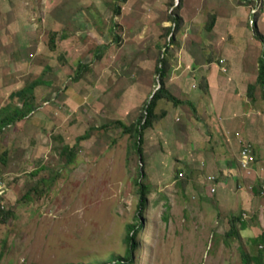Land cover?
Segmentation results:
<instances>
[{"label": "rangeland", "instance_id": "rangeland-1", "mask_svg": "<svg viewBox=\"0 0 264 264\" xmlns=\"http://www.w3.org/2000/svg\"><path fill=\"white\" fill-rule=\"evenodd\" d=\"M180 1L176 7L178 0H0V179L6 189L0 200V264L123 260L127 228L140 223L132 264H244L246 250L255 255L262 250L264 264V246L252 245L246 234H226L234 199L223 210L201 197L200 187L187 182L184 165L176 164V135L166 137L177 131L160 117L173 105L167 99L157 102L154 135H147L150 126L140 129L144 107L161 87L162 62L167 67L163 89L173 92L180 81L169 72L186 68L177 67L183 43L201 63L212 59L207 38L199 37L208 34L216 18L207 11V0ZM260 4L245 1L251 8ZM173 14L182 17L180 28ZM252 18L250 13L246 24L251 30ZM32 84L26 103L10 97ZM182 85L187 93L201 87L189 81ZM233 91L242 92V86ZM254 92H260L262 107L256 111L244 100L239 115L250 118L247 110L257 112L253 122H260L262 132L254 140V159L260 170L264 89L257 85ZM184 106L192 112L191 105ZM16 107L33 111L10 122ZM86 133L88 138L80 140ZM243 143L230 146L237 157ZM67 146L75 149L72 161L64 152ZM214 151L222 153L220 147ZM176 167L182 168L180 177ZM262 173L256 182L250 178L249 186L264 201ZM141 185L148 192L139 213ZM224 190L219 197L225 199ZM236 214L264 229V215L257 211ZM232 220L239 229L241 223Z\"/></svg>", "mask_w": 264, "mask_h": 264}, {"label": "crops", "instance_id": "crops-1", "mask_svg": "<svg viewBox=\"0 0 264 264\" xmlns=\"http://www.w3.org/2000/svg\"><path fill=\"white\" fill-rule=\"evenodd\" d=\"M207 4V11H212L211 13L216 18L208 34L206 31L200 33L199 37L201 40L207 38V42L203 41H205V44L211 45V50H208L211 52L210 57L212 59L207 60L206 57L201 63L198 61L195 50L193 51L185 43L181 46V58H179L180 60L177 59V67L186 66V68L176 72L172 70L169 72L172 78L176 79L177 82L180 81V83H175L173 92L168 90V93L179 103L175 104L166 97L162 98L167 99L173 105L174 110L170 111L169 115H161L160 117H165L164 124H171L174 132L177 131V133L166 137V140L176 135L178 155L176 164L181 163L184 165L187 169L186 171H188V177H191L190 179L188 178L187 182L190 180L189 183L192 186L198 185L200 187L201 197L212 199L216 206L223 208V210L229 206L227 204L228 200L233 201L232 199H234L236 209L234 214H232L233 216L239 215L236 212L244 209L257 211L258 215L263 216L264 201L263 199L260 200V196L256 194V187H252L253 185L249 186V180L254 179V182H256V177L263 176L262 171L264 168L261 167L259 170L258 163L254 159V150L257 151L254 140L261 139L262 129L257 125L260 123L259 121L253 122V120L257 119L255 114L257 112L253 109H246L251 117L243 116L246 120L243 125L241 120L243 117L242 115L240 117L239 111H241L240 107H242L244 100L245 104L253 103L256 111H258V107V109L262 107L263 101L261 99L257 101V93L259 95L260 92L254 91L259 85L257 76L260 69L259 60L263 56L264 44L255 37L254 31L248 25L249 29L246 27L250 19L251 7L245 5V2L242 0H207ZM260 6L261 11L257 15V20H255L256 27L264 35V0H261ZM239 34L241 35L239 36ZM241 42V46H234L241 44ZM200 53L202 55L205 52ZM219 58L221 60L218 63ZM233 67L237 68V70H232ZM192 70L195 71L194 76H191ZM183 81L193 82V84L197 83L201 87L194 89L197 93H187L188 89L183 87ZM237 84L242 86V92H229L230 88L235 89ZM248 87H250L249 90ZM147 93L144 92L143 94L146 96ZM184 104L191 105L193 113H187L185 108L188 107L184 106ZM156 106L153 116L158 113ZM177 115L178 117H176ZM179 117H183V120L181 131L178 132L180 127L177 128L176 125L180 122ZM155 122L156 120L151 121L149 125L151 132L147 133L148 136L157 132L156 128L158 125ZM240 141L249 142L248 144L243 143L240 151L245 147L249 148L252 158L249 160L248 166L244 167L241 164L243 160L241 153L238 155L240 158L237 161L232 159L237 157V153L230 149L231 145ZM214 147H220L222 153L215 152ZM224 147H227L228 151H225ZM181 152H184V154L182 155ZM176 168L179 173L181 167ZM236 175H238V178ZM177 176L179 177V174ZM208 177H213L214 179L208 180ZM235 181H238L237 185H235ZM181 183L185 184V182ZM249 187L252 188L250 189ZM212 188L215 189V192L211 191ZM225 188L227 191L224 190L223 192L225 197H227L225 198L226 200L223 196L219 197L220 190ZM238 207H241V209H238ZM229 213H224V215L226 216ZM240 216L237 221L240 223L245 222V227L240 226L237 229V236L244 237L243 234H246L249 242L250 238L264 233V229L260 227L262 221L259 222L261 224L250 225L249 222H246ZM230 221H232L231 217ZM228 232L226 233L227 235ZM259 245L264 246V242ZM246 252L249 256L255 255L249 253L250 250H246ZM261 253L262 262L263 252L261 251ZM252 263L256 264L254 261L248 264Z\"/></svg>", "mask_w": 264, "mask_h": 264}, {"label": "trees", "instance_id": "trees-1", "mask_svg": "<svg viewBox=\"0 0 264 264\" xmlns=\"http://www.w3.org/2000/svg\"><path fill=\"white\" fill-rule=\"evenodd\" d=\"M242 1L245 2L247 0H242ZM180 4H181V1L178 0V3H177L176 7H179ZM256 7H258V6H256ZM260 9H259V12L261 11ZM259 12L254 16V23H253L252 26L254 27L253 31H254L255 37L264 44V35L261 34L259 32L258 28L256 27V20H257V15L259 14ZM172 17H173L172 20L174 21L175 26H177V28H180V26L183 23L182 17L179 14H173ZM162 63H164V65L162 67L158 68V72L160 73V78H161V80H160L161 87L156 91V93L153 95V97L150 100V102L145 107L146 119L144 121V124H142V121L140 120V122H141L140 123V129H142V130L145 129L147 126H149L151 124L153 113H154V109H155V106H156V103L158 102V100L162 99L163 97H166L172 103H175V104L179 103L178 101L175 100V98H173V96L170 93L165 92L164 89H163L164 78L166 76L167 67H166V63L165 62H162ZM259 66H260V69L258 70L257 83L259 84V86L263 87V89H264V51H263L262 58L259 60ZM34 85L35 84L30 85V86H28L27 88H25L22 91L13 92L10 95V97H12V98L18 97L19 99H21L23 101V103H26L28 96L33 93L31 91L34 88ZM249 88L250 87H248V90H249ZM32 111H33V109H31L30 107L27 110H23L21 108L16 107V108H14L12 113L10 114L9 120H10V122H14V121L19 120V119H24ZM126 129L127 130H131V127L130 128H126ZM88 136H89L88 133H86V134L80 136L79 139L80 140L81 139H86V138H88ZM136 147H137V149H139L138 152H139V154L141 156V148H140V146L136 145ZM63 149H64V152L66 154H69L70 160L72 161L73 160V155L75 154V149H71L70 148L69 151H68V146L64 147ZM147 192L148 191H147V187L146 186L141 185L139 187V194H140L139 202H138L139 213H141V211L147 205ZM232 219L238 220L239 219V215H234ZM234 224L235 223L232 220V226L230 228V231L228 232V235H234V234L236 235L237 234L238 231H237V228H236V226ZM138 227L141 228V223L139 225H130L127 228V236L125 237V240H124L125 241V245H126V254H125L126 257L123 258V260L121 258L113 259L110 262L104 263V264H132L133 263V258H132L133 256L132 255H133V252L136 249V245H137L136 242H135V235H136L135 233H137V231L139 229ZM241 227H245V222L241 223ZM249 240H250V242L253 245L254 244L255 245H259V244L264 242V233L262 235L257 236V237H252ZM242 254L244 256L243 262L245 264H248L251 261H254L256 264H262V262H261V256H262L261 254L262 253L261 252H259L257 255H253V256H249V254L246 251H243Z\"/></svg>", "mask_w": 264, "mask_h": 264}, {"label": "built area", "instance_id": "built-area-1", "mask_svg": "<svg viewBox=\"0 0 264 264\" xmlns=\"http://www.w3.org/2000/svg\"><path fill=\"white\" fill-rule=\"evenodd\" d=\"M259 9H260V6L251 8L250 13L253 16V18L250 21L251 25H253V23H254V16L259 12ZM241 153H242V156H243V160H242L243 166H247L248 161L252 159L251 156H250L251 155L250 154V149L247 148V147H245L241 151ZM208 179L211 180V178H208ZM5 190H6L5 189V184L0 179V199H1V196H3V193L5 192ZM212 191H215V190L213 189Z\"/></svg>", "mask_w": 264, "mask_h": 264}, {"label": "clouds", "instance_id": "clouds-1", "mask_svg": "<svg viewBox=\"0 0 264 264\" xmlns=\"http://www.w3.org/2000/svg\"><path fill=\"white\" fill-rule=\"evenodd\" d=\"M159 84H160V83H159ZM155 93H156V92H154V94H155ZM154 94H153V95H154ZM153 95L150 97V100L152 99ZM150 100L148 101V103L150 102ZM148 103H147V104H148ZM146 106H147V105H145V107H146ZM145 107H144V110H143V113H144V114H146ZM144 121H145V120H144ZM241 155H242V153H241ZM242 157H243V156H242ZM178 174H179V173H178ZM179 177H180V174H179ZM208 178H211L212 180L214 179L213 177H208ZM208 178H207V179H208ZM208 180H209V179H208ZM263 186H264V184H263ZM263 188H264V187H263ZM213 189H214V188H212V190H213ZM212 190H211V191H212ZM214 190H215V189H214ZM212 192H215V191H212ZM3 196H5V195L3 194ZM3 196H1V198H2ZM0 200H1V199H0ZM3 202H4V201L0 202V203H1V207L3 206V205H2ZM261 251H262V250H261ZM107 263H108V262H107ZM244 264H245V263H244Z\"/></svg>", "mask_w": 264, "mask_h": 264}]
</instances>
